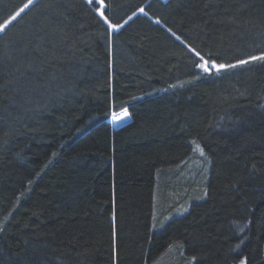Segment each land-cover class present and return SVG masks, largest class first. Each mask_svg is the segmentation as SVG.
Listing matches in <instances>:
<instances>
[{"label":"trees","instance_id":"1","mask_svg":"<svg viewBox=\"0 0 264 264\" xmlns=\"http://www.w3.org/2000/svg\"><path fill=\"white\" fill-rule=\"evenodd\" d=\"M106 3L0 34V264H264V61L190 51L264 53V0Z\"/></svg>","mask_w":264,"mask_h":264},{"label":"snow or ice","instance_id":"2","mask_svg":"<svg viewBox=\"0 0 264 264\" xmlns=\"http://www.w3.org/2000/svg\"><path fill=\"white\" fill-rule=\"evenodd\" d=\"M33 2H34V0H27V3H25L24 6L22 8H20L19 11H17L15 13V15H12L10 19H5L3 21V23H0V34L5 33L6 30L15 21H17L18 18L21 17V15L23 13H25V11L29 8L30 5L33 4ZM87 2L90 4H96L98 11H99L100 7L103 6V10L99 11V16L102 19H104L105 21H107V17L105 16V12L108 11V6L106 3V0H87ZM139 11L141 14L144 13L143 8L139 9ZM135 15H136V13L134 12L133 16H135ZM129 19H131V17H129ZM109 27L112 29H117V28L122 27V25L109 24ZM190 51L193 54L194 59L198 58L201 61L200 63H194V67L200 69L203 73H210L212 70H215L217 73H220L223 71H227L228 69L235 68L238 65H247L253 61H264V53H261L259 56H251L247 59L238 60L234 64H217L215 61L210 62L209 60H206L204 55H202L201 52L197 51L195 48H191ZM123 115L127 116L128 113L125 111ZM113 119H121V117L114 116ZM242 264H243V262H242Z\"/></svg>","mask_w":264,"mask_h":264},{"label":"rangeland","instance_id":"3","mask_svg":"<svg viewBox=\"0 0 264 264\" xmlns=\"http://www.w3.org/2000/svg\"><path fill=\"white\" fill-rule=\"evenodd\" d=\"M103 10V6H101L100 7V9H99V11H102ZM96 11L98 12V14H99V11H98V9H97V6H96ZM131 17V16H130ZM153 21H155V22H157L158 21V23H160L162 26H164L162 23H161V21H159V20H157V19H153ZM166 28V27H165ZM171 33L178 39V40H180L181 42H183L186 46H188L184 41H182V39H180L176 34H174L172 31H171ZM189 48H190V46H188ZM191 49V48H190ZM201 62V61H200ZM126 110H123V112H121V113H118L117 114V116L118 117H121V119H113V117H114V114H112V116H111V122H112V124L114 125V127H119V126H121V125H123L124 123H127L129 120H131V115L128 113V115L127 116H124L123 114H124V112H125ZM117 113V112H116Z\"/></svg>","mask_w":264,"mask_h":264},{"label":"bare ground","instance_id":"4","mask_svg":"<svg viewBox=\"0 0 264 264\" xmlns=\"http://www.w3.org/2000/svg\"><path fill=\"white\" fill-rule=\"evenodd\" d=\"M121 112H123V110L118 111L117 113L114 114V116H117V114H118V113H121Z\"/></svg>","mask_w":264,"mask_h":264}]
</instances>
